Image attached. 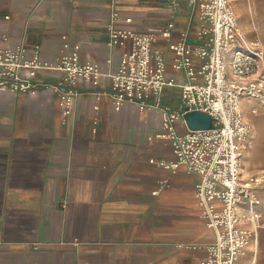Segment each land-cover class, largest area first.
Here are the masks:
<instances>
[{
    "label": "crops",
    "instance_id": "obj_1",
    "mask_svg": "<svg viewBox=\"0 0 264 264\" xmlns=\"http://www.w3.org/2000/svg\"><path fill=\"white\" fill-rule=\"evenodd\" d=\"M229 1L247 38L264 44V0ZM112 6L132 15L135 29L169 13L163 0H0V47L39 44L43 60L54 63L79 45L81 60L105 73L97 86L79 82L67 117L58 94L42 85L63 72H39L35 94L0 89V264H201L204 246L215 242L196 193L200 175L160 164L175 160L170 140L156 136L160 108L127 102L116 110L103 93L123 51L108 45ZM189 18L184 2L173 40ZM178 95L167 88L161 101L176 107ZM242 105L252 125L244 176H264V118L256 117L264 107L254 99ZM176 128L187 130L182 119ZM258 192L264 212V181ZM238 264H264V228Z\"/></svg>",
    "mask_w": 264,
    "mask_h": 264
},
{
    "label": "built area",
    "instance_id": "obj_2",
    "mask_svg": "<svg viewBox=\"0 0 264 264\" xmlns=\"http://www.w3.org/2000/svg\"><path fill=\"white\" fill-rule=\"evenodd\" d=\"M163 2L168 16L146 18L140 29L128 27L134 23L133 16L123 15L112 6L108 45L121 46L123 51L117 69L107 73L111 86L103 93L110 96L116 110L127 102L141 109L160 108L162 130L156 136L169 139L175 154L173 162L160 164L166 168L184 165L200 175L196 193L202 216L215 231V242L204 246L208 255L201 264H238L248 248L256 246L264 228L258 192L264 176L245 177L242 164L252 130L242 102L254 99L264 107V44L259 37L247 38L229 0ZM184 2L190 18L173 40L176 17ZM194 23L196 34L191 36ZM68 46L65 42L64 48ZM45 69L63 72L64 76L57 83L42 84L37 76ZM104 74L99 63L81 60L79 45L54 63L43 60L39 44L0 47V89L35 94L39 85H45L58 94L65 117L73 112L81 93L79 82L97 86ZM174 87L180 89L178 106L163 104L162 95ZM189 111L209 114L210 126L189 127L184 118ZM181 119L187 126L184 133L176 128Z\"/></svg>",
    "mask_w": 264,
    "mask_h": 264
},
{
    "label": "water",
    "instance_id": "obj_3",
    "mask_svg": "<svg viewBox=\"0 0 264 264\" xmlns=\"http://www.w3.org/2000/svg\"><path fill=\"white\" fill-rule=\"evenodd\" d=\"M184 118L193 129L208 128L211 124V116L201 111L186 112Z\"/></svg>",
    "mask_w": 264,
    "mask_h": 264
},
{
    "label": "rangeland",
    "instance_id": "obj_4",
    "mask_svg": "<svg viewBox=\"0 0 264 264\" xmlns=\"http://www.w3.org/2000/svg\"><path fill=\"white\" fill-rule=\"evenodd\" d=\"M228 73H229V75H230V68H228ZM179 97H180V95H178L177 97H176V101H175V103L177 104L178 102H179ZM176 106V105H175ZM256 117H258V118H264V114H260V115H258V116H256Z\"/></svg>",
    "mask_w": 264,
    "mask_h": 264
}]
</instances>
